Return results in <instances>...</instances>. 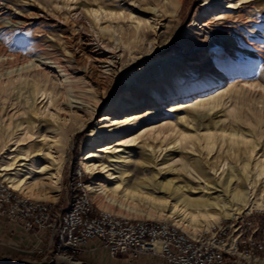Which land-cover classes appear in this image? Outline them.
<instances>
[{
	"label": "bare ground",
	"instance_id": "6f19581e",
	"mask_svg": "<svg viewBox=\"0 0 264 264\" xmlns=\"http://www.w3.org/2000/svg\"><path fill=\"white\" fill-rule=\"evenodd\" d=\"M141 3L144 5V14L157 13L158 19L171 20L176 16L181 0H142ZM228 3V8L237 9L236 3ZM114 9L99 6L87 10V14L97 25L102 18L107 19L108 24L101 27V30L110 37L114 32L111 28L112 20L132 18V13L125 15L122 11ZM211 11L204 8L200 17H205ZM217 15V19L227 20L234 17L228 13ZM135 22L131 24L134 25L132 33L128 37L125 34L126 39L121 35L124 45L129 44L130 40H146L148 29L155 31V23H149L148 19H138ZM196 25L197 22H194L190 26ZM62 33L63 38L68 40L65 46H62L68 55L62 53L64 56L60 54L54 57L51 52L37 55L40 57L39 63L30 58L18 65L14 63L13 57H8L0 50V100L16 91V99L23 97V101L17 102L19 107L23 108L21 115L26 116L23 123H18L13 130L11 123L6 124L3 120L4 114L0 109V176L24 196L31 194L36 188L46 186L50 192H54L53 197H57L61 188V170L69 148L71 129L68 122L76 119L70 112L72 109H85L92 116L101 100L97 96H91L92 99L89 100L87 87L79 78L70 75L81 72L89 78V70L94 69V61L101 60L102 53L95 51L88 55L84 51L85 48L80 49L75 45L66 29H63ZM225 35L228 36L226 33ZM239 42L240 44L227 42V45L237 51H245L244 38ZM185 43L193 65L204 54L200 51L205 39H200L198 44ZM196 46L198 48H195ZM52 51L54 54L58 52L54 48ZM77 51L84 58L82 66L78 61ZM205 58L210 61L209 54H206ZM42 65L43 70L39 69ZM185 67L177 69L172 78L171 74L167 75L166 83L153 90L156 92L152 95L153 102L159 104L163 99L161 94L166 90L183 92V85L192 82L188 76H185L183 81L179 78ZM192 67L201 73L202 82L211 84L215 81L210 65L202 70L198 63ZM46 68L49 71L56 70L60 75L51 80ZM221 75L217 73V76ZM170 79L174 80L171 85ZM248 87L255 86L249 84ZM242 88L243 86L229 87L222 93L201 99L185 110L186 115L179 114L177 123L162 125V129L150 133L152 141H164L167 136L173 135L167 144L156 147L153 143H142L137 146V140L140 138L137 136L123 140L119 138L114 146L107 143L101 150L104 154L84 152L80 163L88 175L87 188L91 193L100 196V200L105 203L104 210L121 216L134 215L170 221L190 234L206 231L212 225L237 214L254 210L264 211V143H260L264 137V118L250 110L248 102L246 103L248 96ZM224 97L232 101L231 110L227 113L232 120V126H224L219 118L213 120L210 119L211 116L207 117L210 112L214 111L213 114H216L220 111L217 108L223 106ZM260 97L264 99L261 92ZM127 100L130 104L124 105ZM141 102V97H132L130 93L123 95V98L117 97L114 99L113 113L136 110ZM244 108L248 113H242ZM64 111L70 115L60 114ZM45 113L48 118L40 123L35 116ZM11 118L12 116L9 117ZM136 118V112H131L129 118L123 121L110 119L104 124V128L120 127ZM106 119L108 118H104ZM241 126H246V130ZM44 132L50 134L46 135ZM95 135L96 132L92 131L89 138H94ZM32 141L35 145L27 149L25 145ZM97 144L95 139L90 141L87 150L94 149ZM163 151L166 153L162 156ZM214 151L219 154L212 155ZM195 153L197 155H194ZM41 160L45 162L39 163ZM139 168L150 169L149 176L140 177L138 174L143 170L140 171ZM98 180L100 182H97ZM107 205L114 206L115 209H108ZM63 257V264H84L73 258Z\"/></svg>",
	"mask_w": 264,
	"mask_h": 264
},
{
	"label": "rangeland",
	"instance_id": "374dc122",
	"mask_svg": "<svg viewBox=\"0 0 264 264\" xmlns=\"http://www.w3.org/2000/svg\"><path fill=\"white\" fill-rule=\"evenodd\" d=\"M229 1L236 3L237 9L228 8ZM141 2L142 0H0V50L8 57H13L14 63L20 65L23 60L30 58L35 63H39L40 57L37 55L49 52L54 57H58L60 54L64 56L62 53L68 55L63 48L65 42L68 41L62 36L63 29L67 30V34H70L71 40L75 45L77 44L78 48H85L84 51L88 55H92L95 51L102 53L101 60L94 61V69H88L89 78L81 72L70 75L79 78L82 84L87 87L89 100L92 99L91 96H97L101 100L92 116L85 109H72L70 112L75 115L76 119L68 122L71 129L69 131L70 140L60 175V192L54 198V192H50V189L44 186L36 188L31 194L25 196L51 202L56 209H64L73 192L70 186L71 173L77 166L83 169L80 158L84 152L104 154L101 150L106 147L107 143L114 146L118 143L119 138L123 140L137 136H140L137 146L142 143H153L156 147L167 144L174 137L173 135L167 136L164 141L159 139L152 141L150 133L159 130V128L162 129L165 124L177 123L179 117L186 115L185 110L194 103L222 93L229 87L240 88L243 86L242 90L248 96L246 103L248 102L250 110L264 118V99L260 97V92L264 94V90H262L264 86V0H181L177 14L171 20L164 18L160 20L157 13L144 14V5ZM99 6L116 8L125 15L132 13V18L112 20L111 28L114 32L110 37L101 30V27L108 24L107 19L102 18L97 25L87 14L88 9ZM204 8H209L212 11L205 17H200ZM217 13H228L234 17L227 20L217 19ZM138 19H148L149 23H155L153 26L155 31L152 32L151 29H148L146 40H130L129 44L124 45L123 40L134 29L132 27L134 25L131 24L136 23L135 21ZM194 22H197V25L190 26ZM117 23L119 24L116 25ZM71 33L73 34L71 35ZM78 33L79 35H77ZM125 34L126 37H124ZM242 38L246 41L243 42L245 51H237L227 45V42L233 43V41L240 44L239 40ZM168 39H170L169 42H167ZM200 39H205L200 51L204 54L202 55L203 59H199L196 63L200 70L207 65L213 69L212 75L215 81L211 84L201 81V73L193 70L192 67L196 63L192 65L189 60L190 56L187 54L189 50L185 42L193 45L198 44ZM148 43L149 45H147ZM53 48L58 51L56 54L52 51ZM206 54L210 56V63L205 58ZM77 57L82 66L83 56L79 51H77ZM184 59L185 61H183ZM181 66H186L183 74L179 77L181 81L186 79L185 76H188L192 82L189 85H183V92L175 93L166 90L161 94L163 99L159 101V104L153 102L152 95L156 93L153 90L166 83L167 75L171 74L172 78V75ZM39 69L43 70V65ZM46 69L51 80L58 74L60 75L56 70L50 69V72L48 68ZM217 73L222 75L217 76ZM216 79H219L220 82ZM172 83L174 80L170 79L169 85ZM249 84L255 87H248ZM129 93L132 97H141L142 102L137 105L136 110L114 114V99L123 98V95ZM15 96L16 91L0 100V109L4 114L3 120L6 124L10 122L13 130L18 123H23V119L26 118L21 115L23 108L19 107L17 102V100L23 101V97L16 99ZM126 103L128 105L130 101L127 100L124 105ZM42 104L40 105L42 106ZM231 107L232 101L224 97L223 106L217 108L220 111L216 114H213L214 111L210 112L207 117L211 116L210 119L213 120L219 118L224 126H232V120L227 116ZM131 112H136L138 119L121 124L120 127L104 128V124L106 125L110 119L123 121L129 118ZM242 113H248L247 109H242ZM60 114L70 115L67 111ZM10 116H12L11 119H9ZM47 116L45 113L37 115L35 118L42 123L48 118ZM104 118L108 119L104 120ZM80 124L81 128H79ZM180 125L183 127L182 123ZM241 128L246 130V126H241ZM188 129L190 130L191 127L189 126ZM92 131H95L96 135L90 139ZM94 139L98 141L97 146L87 150V144ZM41 143L38 142V144ZM260 143H264V137ZM34 145L35 143L32 141L25 147L31 149ZM165 153L163 151L162 156ZM217 154H219L218 151L212 153V155ZM174 161L177 163L176 159ZM44 162L45 160H41L39 163ZM139 170H143L138 174L140 177L142 175L149 176L150 169L139 168ZM92 195L97 206L106 209L100 196L96 193H92ZM109 206L111 205H107L108 209H115L114 206ZM132 218L144 217H134L133 215ZM42 240L40 246L33 248L12 245L9 251L0 252V264H63L64 257L62 259L55 258L48 251L43 237ZM75 260L84 264H164L159 257L142 256L128 260L123 256L112 258L103 251H97L92 255L87 252L77 256Z\"/></svg>",
	"mask_w": 264,
	"mask_h": 264
},
{
	"label": "built area",
	"instance_id": "2783aa9c",
	"mask_svg": "<svg viewBox=\"0 0 264 264\" xmlns=\"http://www.w3.org/2000/svg\"><path fill=\"white\" fill-rule=\"evenodd\" d=\"M77 166L64 209L24 196L0 176V216L24 232L42 237L55 258L76 259L102 249L110 257H159L164 264H264V211L224 219L190 234L170 221L116 215L97 206Z\"/></svg>",
	"mask_w": 264,
	"mask_h": 264
},
{
	"label": "crops",
	"instance_id": "0c3cea01",
	"mask_svg": "<svg viewBox=\"0 0 264 264\" xmlns=\"http://www.w3.org/2000/svg\"><path fill=\"white\" fill-rule=\"evenodd\" d=\"M38 238L31 234L22 231L18 226L9 222L3 216H0V252L5 253L9 251L12 245H23V247H37L40 246ZM103 251L102 249L91 250L90 255ZM106 253V252H105ZM150 257V256H146Z\"/></svg>",
	"mask_w": 264,
	"mask_h": 264
}]
</instances>
